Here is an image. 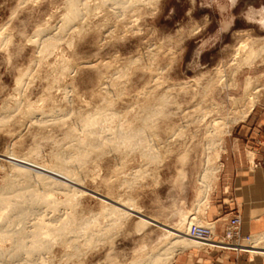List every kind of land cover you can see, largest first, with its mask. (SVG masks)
Listing matches in <instances>:
<instances>
[{"label": "rangeland", "instance_id": "1", "mask_svg": "<svg viewBox=\"0 0 264 264\" xmlns=\"http://www.w3.org/2000/svg\"><path fill=\"white\" fill-rule=\"evenodd\" d=\"M92 1L95 15L43 54L41 40L58 32L68 0H0V192L15 176L12 157L49 173L87 136L136 138L148 99L155 106L166 97L163 114L138 144L102 145L73 165L76 184L64 179L49 192L58 209L11 227L25 236L45 216L53 226L39 229L45 254L28 255L9 235L0 264H129L198 220L211 224L205 216L234 138L243 140L242 125L264 122V0H144L122 17ZM26 182L44 193L37 178ZM10 212L0 210V224ZM70 215L64 236L52 230ZM90 238L98 241L85 246ZM246 252L264 256V242Z\"/></svg>", "mask_w": 264, "mask_h": 264}, {"label": "bare ground", "instance_id": "2", "mask_svg": "<svg viewBox=\"0 0 264 264\" xmlns=\"http://www.w3.org/2000/svg\"><path fill=\"white\" fill-rule=\"evenodd\" d=\"M98 1L100 2L99 6H101L102 8L109 7L110 9H112L113 16L116 17L117 16L122 17L129 12L133 13V11L137 9L139 5H141L140 3L144 2V0H98ZM150 1L152 2V0ZM154 1L155 0H153V2ZM93 14H94V8H91L89 4L86 2V0H68L67 14L65 15L62 25L59 27V29L57 28L58 32H55L53 35L49 34L50 36L48 38L45 37L46 39L43 38L44 40L43 39L41 40V52L43 54L45 53L52 54L54 49L57 47L58 42L60 43L61 40L63 39V35H62L63 33H65L70 28L73 27L76 28L75 26L77 27L82 26V25L78 26L77 23L85 20L86 18L90 19V16ZM260 19L261 22L264 24V16ZM237 54L239 55V52ZM249 59H251V56H248L246 60ZM60 63H62V65L66 68L69 64V62L66 59H62ZM148 100L145 101L147 103V107L143 111L145 112V115H143L144 118L140 124V128L138 129L136 138L130 137L127 133L123 131H119L116 134V138L114 139L104 138V137L92 138L87 136L86 139H88V143L87 144L83 143L81 152L77 154L75 148L73 146H70L67 150L64 151V153H62V157L58 159L57 165L49 173H47V171L44 170L32 169L27 165L26 161H22L18 158L12 157L11 160L15 167V176L9 183V186L0 192V210L7 208V209H11V212L7 216H4V221L2 222L3 224H0V239H3L7 236L9 237V235L11 237L12 235L17 240L16 242H18L21 248L26 247L25 250H27L28 255L33 256L34 253H44L47 250L48 244L45 238L44 241L39 236V229L44 226H48L49 228L53 227L50 224L51 223L50 220H46L44 218L45 216L37 218L36 222H34V225L31 227L29 233H27V235L25 236H23L25 231L22 232V230H20L23 233L22 234V233H18L17 230H16L17 232H14L13 229L11 230L12 224L15 222L24 223L26 219L34 216L32 214H34V212H36L37 209L43 208L46 210L56 211L58 209V202L53 198H50V196H52V194L49 193L50 190L53 189L59 190L60 188L63 189L64 187L62 186L64 179L71 181L72 183L74 182V184H76L75 182L77 181V176L74 173L73 165L77 164L78 162H81L88 154H90L100 146L108 145L110 147L119 149L125 142L133 141L135 144H138L141 141V138H145L144 136L145 131L149 129V127L154 126V122H155L154 119L157 116L163 114V112H161V110L159 109V106H163L167 102V98L162 96L159 100H157V102L155 101L156 104L158 103L157 105L155 104V106L149 105L150 101L148 102ZM96 118L97 117H93V119ZM38 122L39 124L42 125L45 124V122L42 120H37V123ZM33 177H35V179L37 178L39 185H42V188L44 189V193L42 194L41 192L37 193L30 185L27 184L26 179ZM200 181L208 189L209 185H207L208 183L207 172L202 173ZM71 206L73 207V205ZM115 212L116 210L113 209L110 213L115 214ZM188 219L189 218L187 216H182L181 222L177 226V228L180 230L183 226H185L188 223L187 222ZM73 221H74V217L70 215V217L65 218L64 222H62L59 226L52 228V230L56 229L61 233L62 236H64L68 230L69 223H72ZM192 225L193 224L189 226L188 235L187 234L184 235L181 233V231H178L177 236L170 243L163 245L164 247L161 246L163 247L161 248V250H159L160 248L159 249L157 248L159 251H155V250L149 252L145 251L146 253L144 252V255H142L143 253L142 254L140 253L141 255L136 256V258H132L134 260H132L129 264H170L174 259H176L175 257L181 254L184 250L200 249L204 247L202 243H199L198 241L190 237V229ZM196 225L209 226L210 224L203 225L201 221L198 220ZM102 236L104 235L102 234ZM24 239H30V240L28 242L25 241ZM62 240L64 239H61V241ZM96 240L98 241V239H91V238L86 240L84 239L85 246L93 245V242H95ZM23 241H25L26 243L28 242L27 243L28 246L26 244H23ZM262 242H264V233L254 235L253 237L251 236L250 241L247 242L248 244L247 248L253 249ZM79 249L80 248L77 247L76 253L79 252ZM2 254L4 255V253H1V256H3ZM30 259L27 258V260L23 264H33Z\"/></svg>", "mask_w": 264, "mask_h": 264}, {"label": "crops", "instance_id": "3", "mask_svg": "<svg viewBox=\"0 0 264 264\" xmlns=\"http://www.w3.org/2000/svg\"><path fill=\"white\" fill-rule=\"evenodd\" d=\"M241 132V141L248 144L241 146L240 139L234 138L237 144H231L225 170L205 216L207 222L214 223L219 238L236 215L242 221L241 236L264 232V122L242 125ZM171 264H264V256L252 258L244 252L189 249Z\"/></svg>", "mask_w": 264, "mask_h": 264}, {"label": "built area", "instance_id": "4", "mask_svg": "<svg viewBox=\"0 0 264 264\" xmlns=\"http://www.w3.org/2000/svg\"><path fill=\"white\" fill-rule=\"evenodd\" d=\"M241 223L239 215L233 217L224 235L220 238L215 233L214 223H211L209 226L193 224L190 229V237L202 243L207 249L247 253V242L250 241L251 236L243 237L240 235L239 229Z\"/></svg>", "mask_w": 264, "mask_h": 264}]
</instances>
